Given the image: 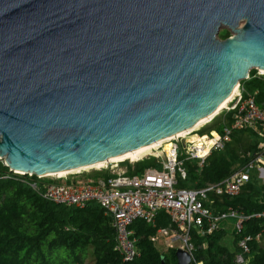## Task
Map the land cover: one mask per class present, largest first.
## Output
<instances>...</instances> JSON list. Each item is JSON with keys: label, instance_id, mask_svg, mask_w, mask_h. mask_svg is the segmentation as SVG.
I'll list each match as a JSON object with an SVG mask.
<instances>
[{"label": "water", "instance_id": "water-1", "mask_svg": "<svg viewBox=\"0 0 264 264\" xmlns=\"http://www.w3.org/2000/svg\"><path fill=\"white\" fill-rule=\"evenodd\" d=\"M252 70L264 0H0V159L48 177L166 140Z\"/></svg>", "mask_w": 264, "mask_h": 264}, {"label": "trees", "instance_id": "trees-1", "mask_svg": "<svg viewBox=\"0 0 264 264\" xmlns=\"http://www.w3.org/2000/svg\"><path fill=\"white\" fill-rule=\"evenodd\" d=\"M230 36L228 31L221 39ZM241 88L246 97L253 96L264 110V77L258 76L257 70H252L250 79L241 82ZM231 123L232 117L228 115L226 122L216 131L222 132L224 124ZM208 130L202 129L200 134ZM248 136L254 137L255 132L252 129L235 131L225 150L214 151L201 171L195 162L187 161V179L179 180L178 187L199 189L224 181L232 174L234 164L244 166L247 163V158L239 155V150L254 148L244 140ZM148 168L160 169L161 166L154 158L145 159L128 174L140 175ZM85 176L106 178L111 175L109 171H102ZM255 178L256 173H253L250 181L233 198L211 195L216 201L213 208L219 211L232 207L246 215L264 212V185H259ZM24 179L10 171L0 159V264H162L163 260L165 264H178L177 249L169 248L160 253L152 241L159 229L172 226L165 211L159 213L154 225L143 220L133 224L140 256L125 262L115 249L116 233L112 220L98 204L76 208L47 201L28 187ZM244 224L246 229L241 235L234 231L233 248L223 243L227 236L225 227L204 237L193 230L195 260L203 264H235L239 239L264 231V221L259 219L253 218ZM252 252L251 264H264V237L262 243H252Z\"/></svg>", "mask_w": 264, "mask_h": 264}, {"label": "built area", "instance_id": "built-area-1", "mask_svg": "<svg viewBox=\"0 0 264 264\" xmlns=\"http://www.w3.org/2000/svg\"><path fill=\"white\" fill-rule=\"evenodd\" d=\"M257 72L258 76L264 75L260 70ZM219 111L224 113L225 122L226 116L232 117L231 125L224 124L222 132L200 134L206 125L214 122V115L200 126L188 130L183 136L166 139L150 149L148 155L134 162L154 158L161 168H148L140 175L117 172L121 168L119 165L128 160L72 173L75 176L71 179L65 176V181H60L62 178L55 176H25L12 172L25 177V184L47 201L76 208H83L91 203L98 204L112 220L116 233L115 249L125 262H131L140 256L133 224L143 220L154 225L159 213L165 211L172 226L159 229L152 241L156 244L160 237H164L168 248H172L174 242L180 241V249L190 253L192 263L203 264L194 258L193 230L204 237L223 228L228 220H233L235 232L241 235L246 229V221L253 218L264 221V212L246 215L232 207L219 211L213 208L216 201L211 199V195L233 198L250 181L253 173L264 178V110L258 106L253 96L246 97L240 86ZM247 129L255 131L260 142L255 151L242 154V157L247 158L244 166L217 184L199 189L178 187L179 180L187 179V161L195 162L201 171L214 151L225 150L235 131ZM102 171H109L111 176H85ZM50 177L54 178L53 181L46 180ZM263 237L264 231L256 236L247 234L240 238L235 264H251L252 243H262Z\"/></svg>", "mask_w": 264, "mask_h": 264}, {"label": "rangeland", "instance_id": "rangeland-1", "mask_svg": "<svg viewBox=\"0 0 264 264\" xmlns=\"http://www.w3.org/2000/svg\"><path fill=\"white\" fill-rule=\"evenodd\" d=\"M229 30L227 29H222L219 33V38H221L224 34L228 33ZM232 35V33H231ZM260 77H264L263 76H260ZM225 123V117H224V113H222L221 111H218V113L215 115V120L212 124H209V125H206L204 129L208 130L209 127H212L210 128L209 130H211L210 132H215L217 130V127H221V125ZM208 130V131H209ZM206 132V133H209V132ZM255 132V131H254ZM244 140L245 141H248V145L250 146H253L254 148L253 149H249L248 147L244 148V149H241L239 150V155H242V153H246V152H253L255 149H257V146L259 144V138H258V135L257 133L255 132V136L253 137H244ZM147 154H143L142 156H146ZM142 156H140V160L142 158ZM139 161V160H137ZM135 165H137V163H134V162H130L129 160L126 162V163H123V164H120L119 166L121 168H119L117 170V172H124V173H129L130 171L134 170L135 168ZM242 166H240L239 164H234L232 166V174L235 173L237 170H239ZM97 168V167H95ZM82 171V170H81ZM75 173V172H74ZM231 174V175H232ZM230 175V176H231ZM73 176H75L74 174H68L67 175V178L68 179H71ZM63 177V176H62ZM228 178V177H227ZM53 177H50V178H47L46 180H50V181H53ZM66 178H62V180L60 181H65ZM255 181L259 184V185H264V178L263 176L261 175H258L256 174V178H255ZM224 227H225V230L227 232V236L226 238L224 239L223 243L230 247V248H233V239H234V231H235V222L233 220H228L225 224H224ZM165 241L166 239L164 237H160V239L156 242L155 246L157 248V250L160 252V253H163L165 252L168 247L166 246L165 244ZM181 246V242L180 241H176L172 244V248H175V249H179ZM87 264H91V262H88Z\"/></svg>", "mask_w": 264, "mask_h": 264}, {"label": "bare ground", "instance_id": "bare-ground-1", "mask_svg": "<svg viewBox=\"0 0 264 264\" xmlns=\"http://www.w3.org/2000/svg\"><path fill=\"white\" fill-rule=\"evenodd\" d=\"M262 72L264 73V70H262ZM238 91V89L235 90L234 93H236ZM233 93V94H234ZM231 98V97H230ZM230 98L221 106V108H223L225 106V104L230 100ZM218 112H216L215 114L211 115L210 117L200 121L199 123L195 124L192 128H196L198 126H200L201 124L205 123L206 121H208L211 117H213L214 115H216ZM190 131V130H189ZM186 132L188 131H184L176 136H173V137H180V136H183ZM165 141V140H163ZM163 141H160L158 143H154V144H151L149 146H145V147H142L140 149H137V150H134V151H129V152H125V153H122L118 156H115L111 159H108V160H103V161H100L98 163H95L91 166H88V167H85V168H82V169H75V170H66V171H61V172H58L56 174H52L50 176H55V177H58V178H63L65 176H67L68 174H72V173H76V172H79L81 170H87V169H92V168H102V167H105L107 164L109 163H116V162H121V161H125V160H131L133 162H136L137 160H140V156H142L143 154H149V151L150 149H152L153 147H156L158 146L159 144H161ZM143 157V156H142ZM63 176V177H62Z\"/></svg>", "mask_w": 264, "mask_h": 264}, {"label": "crops", "instance_id": "crops-1", "mask_svg": "<svg viewBox=\"0 0 264 264\" xmlns=\"http://www.w3.org/2000/svg\"><path fill=\"white\" fill-rule=\"evenodd\" d=\"M165 244H166V243H165ZM168 249H169V248H168ZM168 249H167V250H168ZM167 250H166L165 252H167ZM165 252H163V253H165Z\"/></svg>", "mask_w": 264, "mask_h": 264}]
</instances>
